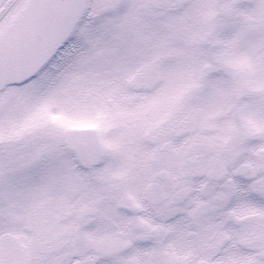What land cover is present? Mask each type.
Here are the masks:
<instances>
[{
	"label": "snow or ice",
	"instance_id": "6c2138e0",
	"mask_svg": "<svg viewBox=\"0 0 264 264\" xmlns=\"http://www.w3.org/2000/svg\"><path fill=\"white\" fill-rule=\"evenodd\" d=\"M0 264H264V0H0Z\"/></svg>",
	"mask_w": 264,
	"mask_h": 264
}]
</instances>
